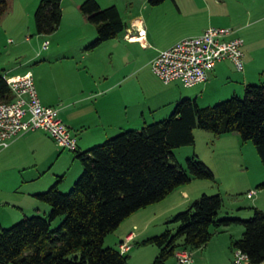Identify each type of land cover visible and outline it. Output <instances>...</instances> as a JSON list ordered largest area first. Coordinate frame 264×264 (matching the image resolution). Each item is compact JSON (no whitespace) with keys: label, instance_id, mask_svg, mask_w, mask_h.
<instances>
[{"label":"trees","instance_id":"trees-1","mask_svg":"<svg viewBox=\"0 0 264 264\" xmlns=\"http://www.w3.org/2000/svg\"><path fill=\"white\" fill-rule=\"evenodd\" d=\"M167 0H148L158 7ZM9 8L0 0V23ZM82 15L95 26L97 36L86 47L92 51L117 38L127 29L119 8H102L97 0L80 5ZM63 18L61 0H40L34 13L36 33L52 35ZM13 100L4 75L0 74V103ZM215 136L236 133L251 141L264 165V85L248 84L244 97L237 95L214 106L201 107L196 99L183 98L172 114L159 122L144 124L140 130H124L103 144L86 151L77 149L75 158L83 171L72 190H58L65 177L47 191L35 195L50 210L45 217L31 216L4 229L0 227V264H128L129 256L116 248H105L107 236L119 229L134 213L165 200L193 178L215 180L213 171L192 157L186 168L174 150L195 144V131ZM264 188V182L258 189ZM224 200L203 194L169 222L162 234L143 240L140 246L155 245L159 254L151 264H167L180 249L197 250L214 236L212 227H244L242 237L231 241L252 264L264 263V210L253 208L249 220L218 219ZM61 218L58 227L52 224Z\"/></svg>","mask_w":264,"mask_h":264},{"label":"crops","instance_id":"crops-1","mask_svg":"<svg viewBox=\"0 0 264 264\" xmlns=\"http://www.w3.org/2000/svg\"><path fill=\"white\" fill-rule=\"evenodd\" d=\"M61 4L63 7L64 2L62 1ZM80 5L78 4V9H76L71 21L66 19L65 8L63 7L62 22L54 34L49 36L39 35L33 40L27 37L26 41L30 40L33 51L38 49L37 54L32 55L27 62L20 66L4 70L6 79L17 78L28 72L32 73L42 104L58 109L59 118L70 128L72 135L76 138L77 149L80 151H86L95 143L107 140L124 130L141 129L148 121L154 122L157 119L167 117L173 111L175 104L183 98L196 99L199 105L201 103L211 105L233 95L243 93L245 87L251 83L250 69L254 58L246 60L245 48L250 53L249 45H246L245 39L239 35L242 30L247 28V25H245V28L234 29L236 35L244 40L245 69L242 72L237 71L241 74L240 78L237 77L238 74L235 73V67L232 63L222 62L209 72L206 83L193 87L200 86L197 91L187 92L176 86L180 84L179 82L165 85L152 72L151 62L160 52L169 49L185 38L199 36L206 29L213 26L205 25L193 35L163 43L161 37L155 31L152 34L149 33L144 17L139 15L133 17L127 23V29L117 38L99 46L98 48H101L99 50H102L101 53L97 57H92L95 50L87 51L86 47L95 40L97 36L96 28L82 15ZM251 5L256 6V3L248 0V14L253 9V6L251 9ZM263 18L264 16L258 18V20H263ZM155 21L164 20L156 17ZM64 25H67L68 28L63 32ZM140 31L144 32L141 42L137 40L140 37ZM46 43H48L47 46H45ZM19 44H23V42L20 41ZM107 48H110V50L104 53V49L107 51ZM150 72L156 78L154 80L162 83L150 82L146 76V74L151 75ZM233 79H241L242 83L236 82L235 84ZM232 134L235 135L236 133ZM27 143H30L35 151L43 150L40 152H44L45 150L49 151V148H51L56 154L54 165L63 160L61 166L65 167V164H68L73 157L70 153L66 154V152H62L63 150H57L56 147H59L47 133L36 131L16 139L8 148L0 151V161L10 157ZM75 160L78 161L76 158L72 159L73 165ZM33 167L37 168L39 173L43 171L41 170V162L36 161ZM60 171L65 173L64 168ZM76 172H78L77 168ZM75 175L73 174L71 181L76 177ZM41 176L42 174H38V177L31 179L30 182L36 180L39 182L42 180ZM63 176L65 177L63 182H67L68 176L64 174ZM258 177L262 178L255 179L251 184L252 187L256 186L257 189L261 179L264 180V174ZM26 181L24 183H27ZM207 188V186H204V191ZM44 189L42 185H38L35 190L27 194L32 199L30 205L8 204L7 209L21 215H31L30 213H39L40 215V213H44L46 216L49 213V206L35 196L42 193V191L45 192ZM176 191L179 195H182L184 201L178 203V201L172 200L164 205ZM250 191L255 190L251 189ZM174 192L162 202L142 209L127 218L119 227L122 230L123 239L119 238L118 242H115L112 247L119 250L126 236H132V242L136 244L153 237L149 236L152 235L150 232L159 231L156 230L158 226L156 225L150 232L149 229L150 226H153L156 217L169 215L171 220L172 215L180 206L184 207L197 198V195L188 191L185 186L179 187ZM255 192L256 194L252 198L249 197L253 200L251 204L253 207L250 209H262L261 204L264 203V200L261 195L264 196V188ZM245 207L237 208L238 213H242V210L247 209ZM140 214H148L152 217L141 224L135 219ZM140 218L138 217V219ZM125 222H128L127 225H124ZM224 229L221 230L220 228L213 231L214 236L211 241L192 253V264H232L231 241L238 240L243 231L241 230L239 233L240 236L234 237L231 234L228 239L227 237L222 238V236H225L223 233L231 232L232 226ZM132 250L131 248L129 252ZM167 264H170V262L168 261Z\"/></svg>","mask_w":264,"mask_h":264},{"label":"rangeland","instance_id":"rangeland-1","mask_svg":"<svg viewBox=\"0 0 264 264\" xmlns=\"http://www.w3.org/2000/svg\"><path fill=\"white\" fill-rule=\"evenodd\" d=\"M7 1L9 8L4 14L0 24L1 75H4V70L20 66L27 62L32 55L35 56L38 52V49L33 51L34 49L31 47L30 40L39 36L36 33L34 13L40 0ZM62 1L64 2L63 7L65 8L66 19L71 21L76 9H78V4H82L85 0H61V3ZM97 1L102 8L116 5L126 23H129L133 17L142 15L149 33L152 34L155 31L156 34L161 37L163 43L172 40H180L184 37L193 35L195 32H199L205 25L231 29H238L239 27L245 28V25H247V28L242 30L239 35L245 39L246 45H249L250 53L247 48H245V54L247 56L246 60L248 58H254L250 69V84L264 85V18L263 20H258V18L264 16V0H252V2L256 3V6L251 5V9L252 6L253 9L249 14L247 13L248 0H167L162 6L160 5L158 7L150 6L148 0ZM63 7L62 10L64 13ZM156 17H159L164 21L157 22L155 21ZM67 28L68 26L64 25L63 32L66 31ZM27 37L30 39L28 42L26 41ZM20 41L23 42V44H19ZM99 49L101 48L94 49L95 51L93 52L92 57H97L99 53H101L102 50ZM109 50L110 48H107V51L104 49V53ZM234 71L238 74L237 77L240 78L241 74L237 72L236 68H234ZM150 74L151 75L148 74L149 77L146 74L147 79L150 82L162 83L158 80H154L156 78H154L151 72ZM233 82L235 84L236 82L242 83L241 79H233ZM176 86L187 92H195L200 87L185 88L182 84H177ZM237 96L241 98L244 97V92ZM229 98L231 97H228L227 99ZM227 99H224L223 101ZM215 104L217 103H212L211 105H203V103H201L200 106L208 107L214 106ZM172 112L173 111H171L167 117L157 119L154 122H159L168 118ZM154 122L148 121L147 124H152ZM194 133L195 144L174 150V156L177 162L185 168L186 160L196 157L197 160L204 162L213 171L215 174V180L193 178L189 184L184 186L187 187L188 191L197 195V198L194 199V201L200 198L203 194L209 196H222L224 204L219 212L218 219L236 218L249 220L253 217V209H250L253 207L251 206L253 200L248 197V194L251 189L258 191L256 186L252 187L251 184L255 179L262 178L258 176L264 174V165L254 144L251 141L243 142L238 135L232 133L215 136L211 132H206L200 129L196 130ZM114 136L116 135L111 137ZM105 141L106 139L99 143H95L90 148L101 145ZM56 149L59 151L63 150L57 147ZM37 151L38 150L35 151V148L30 143H27L10 157H6L0 161V226H3L2 228L4 229L11 228L25 217H45L44 213H40V215L39 213L21 215L10 212V210L7 209L8 204L30 205L32 199L27 196L29 192L35 190L38 185H42V187L45 188L44 190L47 191L57 182V177H61L63 174L68 176V180L67 182L61 183L58 186V190L61 193L66 194L72 190L75 182L82 174L83 168L80 162L75 160V164L73 165L72 159L74 160L75 158V152L67 150L62 151L66 152V154L70 153L73 155L71 161L68 164L66 163V166L64 165L65 167H63L61 166L63 160L54 165L56 154H54L51 148H49V151ZM36 161L42 163L41 170L43 171L41 173H39L37 168L33 167ZM63 168L65 169V173H63L64 171H60L63 170ZM76 168L78 169V172H76ZM38 174H42L41 182H37L38 180L30 182L31 179H34L36 176L38 177ZM73 174L76 177L71 181ZM25 180H27V183H24ZM263 182L264 180L261 179L259 184ZM204 186L208 187L205 189L206 191L203 189ZM261 197L264 200V196L261 195ZM172 200L178 201V203L184 201L182 195H179L176 191L169 197L164 205H167ZM192 203H189L184 207L180 206L174 215H172V218L178 213L186 211ZM241 206H246L245 208L247 209L242 210V213H238L237 208H240ZM261 206L262 209H260L264 210V203H262ZM138 217L141 218L138 219ZM150 217L152 216H149L148 214H140L139 216H136L135 219L142 224L143 222H147ZM169 220V215H165L164 217L159 216L158 218L156 217L153 226H150L149 232L153 230L156 225L158 226L156 230L159 231H153L154 233L150 232L152 235L149 236L162 234L168 229L167 225H169ZM60 222L61 218L57 219L52 224V228L58 227ZM127 223L128 222H125L124 225H127ZM169 226L170 230L175 233L177 226ZM215 230V227L211 228V231ZM221 230L225 229L221 228ZM241 230L244 232V227L242 225H232L231 232L223 233L225 236H222V238L227 237L229 239L231 234L235 237L239 235ZM121 231L122 230L118 229L113 234L107 236L104 242V247L114 248L112 247L114 246L113 244L118 242L119 238H122L123 233ZM241 237L238 238L240 239ZM125 238L123 242L130 246V250L131 248L133 249L127 254L129 256L128 264H151L159 254V248L155 245L140 246L139 244L132 242V236H126ZM194 251L197 250H190L191 253ZM169 262L170 264H178V261L175 258H171Z\"/></svg>","mask_w":264,"mask_h":264},{"label":"built area","instance_id":"built-area-1","mask_svg":"<svg viewBox=\"0 0 264 264\" xmlns=\"http://www.w3.org/2000/svg\"><path fill=\"white\" fill-rule=\"evenodd\" d=\"M139 34L137 40L141 42L144 32ZM243 47L244 40L236 35L234 29L210 27L201 35L185 38L160 52L151 62V70L165 85L179 82L185 88H193L206 83L209 72L219 63L230 62L237 71H244ZM6 81L13 100L0 103V151L28 133L43 131L60 149L76 152V138L59 118L58 109L42 104L32 73ZM255 194V191H250L248 197L252 198ZM119 250L121 254H127L130 246L123 242ZM232 251V264H252L248 255L240 249ZM175 257L178 264L193 263L188 249L178 250Z\"/></svg>","mask_w":264,"mask_h":264}]
</instances>
